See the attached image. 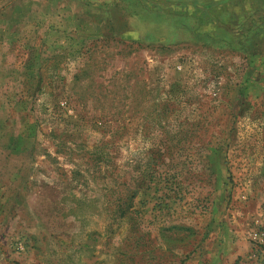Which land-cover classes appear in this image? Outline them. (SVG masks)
Returning a JSON list of instances; mask_svg holds the SVG:
<instances>
[{
  "label": "rangeland",
  "instance_id": "1",
  "mask_svg": "<svg viewBox=\"0 0 264 264\" xmlns=\"http://www.w3.org/2000/svg\"><path fill=\"white\" fill-rule=\"evenodd\" d=\"M70 3L60 46L0 14V264H264V0H117L101 37Z\"/></svg>",
  "mask_w": 264,
  "mask_h": 264
},
{
  "label": "crops",
  "instance_id": "2",
  "mask_svg": "<svg viewBox=\"0 0 264 264\" xmlns=\"http://www.w3.org/2000/svg\"><path fill=\"white\" fill-rule=\"evenodd\" d=\"M73 1H75L74 4L76 6L78 5V9H83L84 11L93 10L91 15H85V17H87V23L91 24L93 27L96 26L98 31L95 32L96 35L87 34L86 36H103L102 27L106 23L107 16L110 13L108 6L115 4L117 0H3L0 3V14L3 17L1 21H5L7 25H9L7 30L10 32V35L21 28L18 26L19 23L28 22V24L34 26L31 27V32L28 34L29 37L36 34L39 35L40 38L55 39V44L60 46L57 39H63L62 37L65 36V32H63L62 29L69 30L71 25L75 27L78 21L80 23L82 22L81 19L78 20L76 16L73 17L71 15L74 14L70 3ZM59 14L64 15V17L61 18V16H58ZM82 17H84L83 14ZM47 21L48 25H46ZM74 21L76 25H73ZM54 22L58 25H62V29H60L59 26L51 25ZM4 29L5 28L1 29V32L6 30ZM111 32H114V30L110 29L108 34ZM2 221L3 220H0V230L3 228Z\"/></svg>",
  "mask_w": 264,
  "mask_h": 264
},
{
  "label": "trees",
  "instance_id": "3",
  "mask_svg": "<svg viewBox=\"0 0 264 264\" xmlns=\"http://www.w3.org/2000/svg\"><path fill=\"white\" fill-rule=\"evenodd\" d=\"M227 14V13H225ZM260 16V15H259ZM217 17V15H216ZM219 30H223L222 27H217ZM182 230H185L184 228H179V227H175V226H169L166 227L164 229H162V233L161 235L164 236L166 242H176V243H180L182 239H179L177 236H174V234H179L181 233Z\"/></svg>",
  "mask_w": 264,
  "mask_h": 264
},
{
  "label": "built area",
  "instance_id": "4",
  "mask_svg": "<svg viewBox=\"0 0 264 264\" xmlns=\"http://www.w3.org/2000/svg\"><path fill=\"white\" fill-rule=\"evenodd\" d=\"M263 236H264V233L261 232V231H253V232H251V239L253 241L255 240L256 243H259V244L262 243ZM19 246L20 245H18V247Z\"/></svg>",
  "mask_w": 264,
  "mask_h": 264
}]
</instances>
